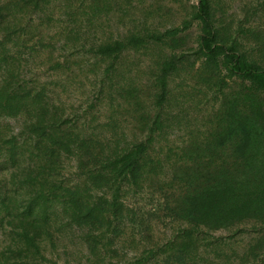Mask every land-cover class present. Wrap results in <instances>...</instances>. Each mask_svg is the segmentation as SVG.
Listing matches in <instances>:
<instances>
[{
  "label": "trees",
  "instance_id": "1",
  "mask_svg": "<svg viewBox=\"0 0 264 264\" xmlns=\"http://www.w3.org/2000/svg\"><path fill=\"white\" fill-rule=\"evenodd\" d=\"M57 1L0 0V264H53L45 252L58 233L71 231L90 256L113 264L125 230L145 236L153 221L177 229L131 264H205L196 257L200 249L217 250L212 233L250 222L259 236L244 257L264 264V31L217 17L216 0H193L179 26L160 31L142 24L91 46L105 63L99 79L109 105L128 109L145 133L132 142L109 140L66 117L44 86L31 87L18 74L12 48L23 46L20 15L54 9ZM65 1L66 10L75 9L74 0ZM104 4L92 0L87 9L97 16ZM193 25L196 47L187 55L184 33ZM150 48L145 82L116 86L123 54ZM187 67L217 105L204 117V130L163 160L151 150L167 123L172 78ZM11 118L21 120L18 135L4 122ZM144 190L150 212L123 202Z\"/></svg>",
  "mask_w": 264,
  "mask_h": 264
},
{
  "label": "rangeland",
  "instance_id": "2",
  "mask_svg": "<svg viewBox=\"0 0 264 264\" xmlns=\"http://www.w3.org/2000/svg\"><path fill=\"white\" fill-rule=\"evenodd\" d=\"M216 1L217 8H220L216 9L217 17H222L227 22L237 23L240 20L246 28L264 31V0ZM65 2L58 0L54 9L20 15L23 27L18 36L23 40V46L15 45L12 48L13 52L19 53L17 69L20 78L31 87L44 86L50 102L61 107L65 116L73 122L86 125L90 133L104 135L109 140H142L145 133H140L135 128L137 126L131 118L132 113L128 109H117L116 102L111 104L113 106L109 105L107 90L102 88L99 79L105 63L96 59L89 48L108 39L123 36L128 30L142 24L160 31L179 26L186 16V10H192L196 5L195 1L101 0L105 4L102 7L103 12L97 16L87 9L92 0H74V6L79 9L75 7L72 11L64 8ZM146 9L156 12L146 15ZM184 34L188 36V47L184 51L191 55L196 47V26L193 25ZM244 41L245 48L252 46ZM151 48L136 55L123 54L121 59L125 63L119 66L122 76L120 84L116 86L130 82L139 85L145 82L148 67L152 64L150 61L153 59ZM58 64L60 66L56 67ZM113 82L118 83V78ZM231 85L234 86L233 83ZM171 89V102L165 107L167 123L162 135L155 139L151 150L152 155L163 160L168 155L173 157L171 151L176 152L190 138L192 132L197 129L204 130V117L217 105L209 90L195 79L192 67L182 69L173 76ZM98 99H101L100 104L95 103ZM4 122L8 129L18 135L20 118H11ZM66 164V171L72 172L73 163L68 161ZM150 198V192L146 190L130 192L123 197V202L128 207L141 208L142 212L148 213ZM258 228V225L250 222L212 233L218 240L219 247L215 252L200 249L197 260L201 262L203 259L205 264H248L249 260L244 255L249 245L258 238ZM176 229L177 225L174 223L164 225L153 221L147 234L141 236L137 231L127 228L121 236L117 246L119 252L112 259V263L131 264L145 248L164 245ZM64 233H58L60 240L45 252V256L53 264H107L110 261L108 258L90 256L81 245L77 231Z\"/></svg>",
  "mask_w": 264,
  "mask_h": 264
}]
</instances>
